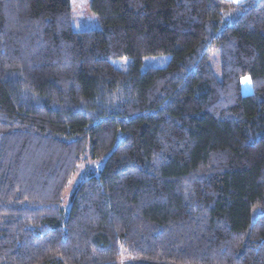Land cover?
Returning a JSON list of instances; mask_svg holds the SVG:
<instances>
[{"label": "trees", "instance_id": "obj_1", "mask_svg": "<svg viewBox=\"0 0 264 264\" xmlns=\"http://www.w3.org/2000/svg\"><path fill=\"white\" fill-rule=\"evenodd\" d=\"M89 5L0 0V264H264V0Z\"/></svg>", "mask_w": 264, "mask_h": 264}, {"label": "rangeland", "instance_id": "obj_2", "mask_svg": "<svg viewBox=\"0 0 264 264\" xmlns=\"http://www.w3.org/2000/svg\"><path fill=\"white\" fill-rule=\"evenodd\" d=\"M237 2V0H234ZM90 0H71V8H72V26L75 30H83L90 28L99 27V22L97 18L93 15L90 10ZM239 15V12L229 11L226 13L227 22L230 24L234 22ZM169 59L168 55H158V56H145L142 59L141 70L151 67V66H163L167 63ZM112 62L120 69L125 70L128 65V58H119L113 59ZM210 63L214 69L217 77L221 76V62H220V53L219 49H216L212 55ZM88 147L83 153L82 160L79 163L73 177L69 181L64 195H63V209L65 210V214L68 212L69 203H70V195L76 185L85 177V173L89 169H95L100 165V163L92 161V159L87 156L88 155ZM101 165L104 162V158L100 160ZM257 210L255 214L259 213Z\"/></svg>", "mask_w": 264, "mask_h": 264}, {"label": "crops", "instance_id": "obj_3", "mask_svg": "<svg viewBox=\"0 0 264 264\" xmlns=\"http://www.w3.org/2000/svg\"><path fill=\"white\" fill-rule=\"evenodd\" d=\"M234 1V0H233ZM240 1H242V0H237V2H240ZM235 2V1H234Z\"/></svg>", "mask_w": 264, "mask_h": 264}]
</instances>
